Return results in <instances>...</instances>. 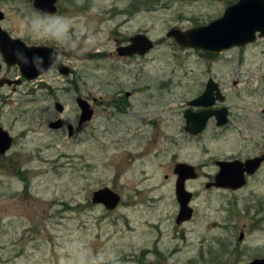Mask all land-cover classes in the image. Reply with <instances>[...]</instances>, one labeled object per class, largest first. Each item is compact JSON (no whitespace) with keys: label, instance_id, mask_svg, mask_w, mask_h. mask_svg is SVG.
Listing matches in <instances>:
<instances>
[{"label":"rangeland","instance_id":"374dc122","mask_svg":"<svg viewBox=\"0 0 264 264\" xmlns=\"http://www.w3.org/2000/svg\"><path fill=\"white\" fill-rule=\"evenodd\" d=\"M236 1L68 0L66 14L44 19L32 0H0L5 24L22 34L45 41L70 30L73 41L82 39L66 61L78 93L53 97L32 84L0 98V126L13 138L0 155V264L264 258V165L237 191L206 187L216 160L264 153V39L211 57L167 36L172 28L208 24ZM140 31L155 47L144 56H119V41ZM209 78L224 90L230 122L218 127L211 120L193 137L184 129V110ZM119 91L131 93L124 113L113 107ZM79 96L94 107L82 124ZM58 116L66 122L62 129L50 127ZM67 123L75 127L72 136ZM178 162L198 170L187 182L194 214L182 225L176 221ZM104 187L120 195L116 208L93 202Z\"/></svg>","mask_w":264,"mask_h":264},{"label":"water","instance_id":"95a60500","mask_svg":"<svg viewBox=\"0 0 264 264\" xmlns=\"http://www.w3.org/2000/svg\"><path fill=\"white\" fill-rule=\"evenodd\" d=\"M56 0H34L36 8L46 12L54 11L53 4ZM2 13L0 12V19ZM1 49L4 56L9 59L11 54L6 50L7 45L4 40L5 36L0 31ZM168 37H172L179 45L185 48H192L198 51L220 53L230 49L233 46H245L253 43L257 38L264 37V0H238L236 3L228 6L223 15L208 24L193 27L188 30L180 28H172L167 33ZM19 41V40H15ZM25 45V44H24ZM155 47L154 41L146 34L139 33L131 39V43L127 46L120 47V55H146ZM25 55L21 56L23 65L30 72L29 78H33L47 70L52 61L40 69L34 63L32 56L38 47L20 48ZM27 53V54H26ZM32 54V56H30ZM30 57L28 60L25 58ZM25 60V61H24ZM29 61V62H26ZM225 95L222 93L220 85L213 78H209L204 92L189 102V108L185 111L186 120L185 131L191 135L197 136L202 134L209 120L215 118L218 126H224L229 122V110L227 106L219 109L212 107L217 101L223 102ZM78 106L81 109L80 123H84L92 119L94 108L88 99L83 97L77 98ZM59 111L63 110L61 103H56ZM194 107H202L203 110L195 111ZM50 127L59 129L62 127L60 120L50 123ZM69 135H73V125H69ZM13 138L9 132L0 128V155L5 154L12 146ZM263 157H254L246 161L241 160H219L217 164L220 167L215 181L206 184L207 188L212 186L231 188L233 190L244 187L247 184V175H252L259 169ZM174 172L177 175L175 193L179 203V212L177 223L182 224L189 221L194 214V208L190 205L193 193L187 189L186 181L188 179H196L198 173L196 167L187 162H178L175 165ZM94 203L103 204L108 209L116 208L121 200L120 195L109 187L101 188L93 193ZM244 237L241 233L240 239ZM248 264H264V258H255Z\"/></svg>","mask_w":264,"mask_h":264},{"label":"flooded vegetation","instance_id":"af4514ba","mask_svg":"<svg viewBox=\"0 0 264 264\" xmlns=\"http://www.w3.org/2000/svg\"><path fill=\"white\" fill-rule=\"evenodd\" d=\"M236 2H233V3L229 4L228 6H230ZM69 5L70 4H69L68 0H56L53 4V7L55 8V10L51 11V12H46L44 10L36 8L34 5V0H32V6L34 7L35 13L44 19H46V18L50 19V18L57 17V16H59V17L63 16L64 14H66L68 12ZM0 12L2 13V18L0 19V31H2L4 33V36H5L4 40L6 41V43H2V44L7 45L6 50L9 51L8 52L9 54H11V57L9 59H7L4 56L3 50L1 49V36H0V98H2L3 100H5V98H12L16 94L22 93L21 90L24 86L29 88V87H31L30 85H32V84H35V85L40 84V85H42L43 88H47V90L49 92L48 94L53 96V97L56 96L55 95L56 91L58 93L62 94L63 96L70 95L72 92L78 93L80 91V89H78V86L76 85L77 83L73 84L75 82L72 83V80H71V78H72L71 76H72V74L75 73V70L66 61L68 60V58H70L71 55L77 53V52H73L71 50H72V48H76V50L78 48H80L81 44H82V41H81L82 39L81 38L78 39L76 37V38H74V41H73L72 36H71L72 32L70 30H68L64 33V34H66V36L65 35L63 36L61 34L57 35L55 33H52L50 35V37L48 38V40L42 41L39 39H34L31 36L20 33L19 30H15L13 27H11V28L8 27L5 24V22L8 19L7 13L5 11H3L2 9H0ZM213 20H215V19H213ZM62 33H63V31H62ZM139 33L146 34L145 32L140 31L136 34H133L132 36L127 37L123 42L119 41V43H121V44H118V46H117V53L119 56H121V57L140 56V55H133V56L120 55V53H119V48L129 45L131 43V39ZM146 35H148V34H146ZM86 38L87 37H85V39ZM262 38L264 39V37H260V39H262ZM64 39L68 40V41H65ZM15 40H19V41H15ZM73 43L77 44L76 47L75 46L73 47ZM24 44L27 47H38V48H40L39 50H36L34 52L33 56H32V54L30 55V56H32V59H33L34 63H36V65H38V66L41 65L40 69H42V68L44 69V67H46V65H48V63L50 61H52L51 65L47 68V70H44L43 72H41L40 74H38L37 76H35L33 78H29L28 75L31 73L27 71L28 69H27V67L24 66L25 64L23 65V62H22L23 59H21V56L25 55L24 52H22V50L20 49L21 46H22V48L25 46ZM250 44L251 43H249L245 46H233L230 49L225 50V51L220 52V53L198 51V50H195L192 48H186V49L205 53L206 56L213 57V56H218L219 54H222L224 52H227V51H230L233 49H236L239 51L244 50ZM29 58L30 57L28 56V58L26 57L25 60H28ZM26 62H29V61H26ZM41 81H44V82L39 83ZM46 82H48V83H46ZM56 82L58 83L57 86H55ZM206 85H207V83H206ZM206 85H205V88H206ZM220 88H221L222 93L225 95L223 88L221 86H220ZM79 95H81V93ZM130 96H131L130 92L123 94L122 91H119L117 93L116 101L113 104V107L115 108V110L118 111L117 107L118 108L120 106L122 107L125 103H128V106H129ZM79 97H82V96H79ZM225 101H226V95H225V100L223 102L217 101L216 104L212 108L213 109H219L223 106H226V105H223ZM58 102L63 105V103L58 100V101H55V107H56V103H58ZM188 108H189V102L187 104L186 109L184 110V113ZM56 109H57V107H56ZM193 109L195 111H200V110H203L204 108L194 107ZM228 110H229L228 117H229V122H230L231 111H230L229 107H228ZM64 111H65V105H63V110L59 111V112L63 113ZM55 120H60L62 123V127L59 129H62L66 124L64 119H62L60 116H58ZM211 120H214L215 124L217 125V121L215 118L210 119L209 122ZM79 123H80V120H79ZM69 125H72V124L67 123L68 133H69ZM226 125H224V126H226ZM218 127H223V126H218ZM0 128H3V127L0 126ZM74 128L75 127L73 125V134H74ZM184 129H185V127H184ZM189 135H191V134H189ZM192 136L194 137V135H192ZM254 157H263V162L261 163L259 169L257 170V172H258L261 169V167L264 165V153H262L261 155H255V156L247 157L244 159L233 158V159H225V160H236V159H238L241 161H246V160H248L250 158H254ZM219 160H224V159H219ZM219 160L215 161V165H216L217 169H216L215 173L212 175L213 179L209 182L213 183L216 179V175L218 174V172L220 170V167L217 164V161H219ZM195 167H196V171L198 173L197 166H195ZM257 172H255L252 175L246 176L247 183H248L249 179L252 176H254ZM175 175H176V173H175ZM176 179H177V175H176ZM192 180H196V179H188L186 181V187H187V182L192 181ZM175 188H176V186H175ZM211 188L224 189V190H228V191L232 192V191H237L243 187L236 189V190H233L231 188H223V187H216V186H212ZM178 225H182V224H178ZM147 264H166V263L156 260L155 262H150Z\"/></svg>","mask_w":264,"mask_h":264},{"label":"trees","instance_id":"16d2710c","mask_svg":"<svg viewBox=\"0 0 264 264\" xmlns=\"http://www.w3.org/2000/svg\"><path fill=\"white\" fill-rule=\"evenodd\" d=\"M127 106H128V103H125L122 107L121 106L119 108L117 107V109L119 112L124 113V112H126Z\"/></svg>","mask_w":264,"mask_h":264}]
</instances>
